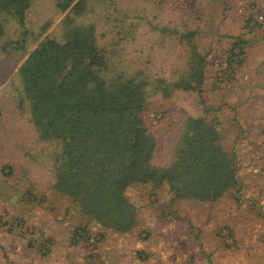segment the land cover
Returning <instances> with one entry per match:
<instances>
[{
	"label": "trees",
	"instance_id": "obj_1",
	"mask_svg": "<svg viewBox=\"0 0 264 264\" xmlns=\"http://www.w3.org/2000/svg\"><path fill=\"white\" fill-rule=\"evenodd\" d=\"M167 1L175 5L173 0H0V72L11 60L19 65L29 52L0 90V118L25 123L33 135L4 175L19 172L30 187V201L38 186L70 201L85 220L68 234L70 246H85L84 264H103L89 225L119 235L138 230L137 208L126 196L132 185H166L173 201L199 203L218 202L242 189L236 140L222 143V122L210 115L203 89L210 65L218 83L236 79L245 66L247 41L234 37L217 53L196 24L198 16L188 14V0H176L179 10L168 9ZM245 19L252 23L251 16ZM129 40L137 43L130 54ZM7 78L0 74V88ZM162 99L174 105L183 99L185 116L170 161L159 167L153 164L157 140L146 114L153 100ZM232 120L237 122L236 116ZM12 227L26 226L17 220ZM36 243L30 238L27 246L37 249Z\"/></svg>",
	"mask_w": 264,
	"mask_h": 264
},
{
	"label": "rangeland",
	"instance_id": "obj_2",
	"mask_svg": "<svg viewBox=\"0 0 264 264\" xmlns=\"http://www.w3.org/2000/svg\"><path fill=\"white\" fill-rule=\"evenodd\" d=\"M173 2L174 6L167 1L166 7L179 10V1ZM188 2V14L198 16L196 24L204 38L214 44L215 52L224 51L234 37L247 41L245 66L236 79L228 85L218 83L216 68L210 65L203 89L206 106L213 110L210 115L222 122V143L228 146L236 140L242 189L239 195L229 194L218 202L199 203L173 201L166 185L157 189L132 185L126 196L139 215L136 232L119 235L94 225L88 227L99 240L97 252L103 264H264V220L260 216L264 214V0ZM248 16L252 23L246 24ZM62 17L47 34L57 28ZM136 44L129 40V54ZM28 54L19 65L11 60L2 69L0 74L8 78L0 90ZM183 102L177 99L174 105L153 100L146 114L147 125L157 140L155 166L163 167L171 159L185 116ZM17 121L9 115L0 118V264L7 260L17 264H84L85 246L69 245V229L85 222L70 201L41 186L33 190L30 201L26 199L30 187L20 173L4 175L3 169L18 156L17 151L33 138L25 123ZM17 220H23L26 227H12ZM24 232L29 239H38L34 246L40 247L28 248ZM42 238L50 242H42Z\"/></svg>",
	"mask_w": 264,
	"mask_h": 264
}]
</instances>
